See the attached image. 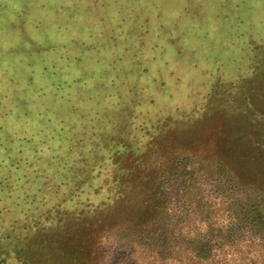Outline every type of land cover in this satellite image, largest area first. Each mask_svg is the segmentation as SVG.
Instances as JSON below:
<instances>
[{
    "label": "rangeland",
    "instance_id": "rangeland-1",
    "mask_svg": "<svg viewBox=\"0 0 264 264\" xmlns=\"http://www.w3.org/2000/svg\"><path fill=\"white\" fill-rule=\"evenodd\" d=\"M89 31L92 45H82ZM93 38L103 43L92 49ZM71 39L91 63L65 58ZM0 42V176L28 173L27 192L46 200L41 208L29 199L37 212L70 198L75 207L112 202L117 166L84 170L108 151L113 124L131 120L149 140L167 122L181 127L203 115L214 90L238 93L236 82L264 65V0H0ZM12 43L26 46L6 49Z\"/></svg>",
    "mask_w": 264,
    "mask_h": 264
},
{
    "label": "trees",
    "instance_id": "trees-1",
    "mask_svg": "<svg viewBox=\"0 0 264 264\" xmlns=\"http://www.w3.org/2000/svg\"><path fill=\"white\" fill-rule=\"evenodd\" d=\"M89 36L82 45H92ZM98 39L92 49L103 43ZM71 43L78 44L64 42L65 58L89 57ZM236 84L238 93L233 88L222 98L214 90L203 115L181 127L167 122L149 140L131 120L113 124L108 151L84 170L117 166L112 202L75 207L70 198L37 212L34 201L43 208L46 200L40 191L27 192L28 173L19 169L15 181L12 173L0 176V264H264V65ZM93 127H83V135ZM207 127L213 130L203 132ZM91 145L100 148L96 140ZM87 147H80L82 161ZM10 215L16 217L9 221Z\"/></svg>",
    "mask_w": 264,
    "mask_h": 264
}]
</instances>
